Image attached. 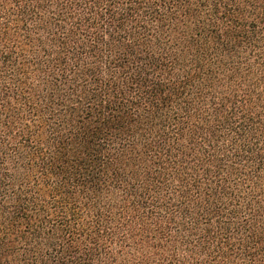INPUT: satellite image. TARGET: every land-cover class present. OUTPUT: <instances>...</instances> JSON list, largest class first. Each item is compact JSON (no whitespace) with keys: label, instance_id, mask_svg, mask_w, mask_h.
I'll return each mask as SVG.
<instances>
[{"label":"trees","instance_id":"trees-1","mask_svg":"<svg viewBox=\"0 0 264 264\" xmlns=\"http://www.w3.org/2000/svg\"><path fill=\"white\" fill-rule=\"evenodd\" d=\"M0 264H264V0H0Z\"/></svg>","mask_w":264,"mask_h":264}]
</instances>
